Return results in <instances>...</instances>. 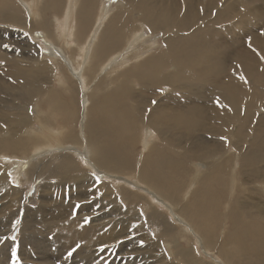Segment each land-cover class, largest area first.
Here are the masks:
<instances>
[{
  "label": "bare ground",
  "instance_id": "6f19581e",
  "mask_svg": "<svg viewBox=\"0 0 264 264\" xmlns=\"http://www.w3.org/2000/svg\"><path fill=\"white\" fill-rule=\"evenodd\" d=\"M221 1L117 0L105 15L101 0H0V26L6 27L0 32V157L9 153L33 160L35 150L48 154L56 149L51 156L52 152L29 161L33 167L28 179L41 178V165L47 170L48 180L40 186L49 195L34 215H26L23 222L19 218L22 238L33 222L56 226L68 232L67 239L89 241L90 246L135 235L136 230L123 229L126 217H120L130 215L132 207L112 213L100 210L105 208L104 199L87 201L94 193L114 196L116 192L102 180L94 181L88 171L79 172L83 160L113 176L132 177L136 172L154 201L173 205L177 220L161 218L156 209L152 216L141 218L167 237L165 245L172 246L178 264H264V113H256L264 95V25L249 19L256 13L253 0H225L222 5ZM146 27L151 31L144 37ZM11 28L14 35L8 34ZM19 29L29 34L22 39L15 33ZM33 31H42L52 53L38 48ZM157 32H161L159 42L154 40ZM9 38L18 39L13 43L18 48L22 45L16 55L4 47ZM160 42L163 48L155 51ZM23 46L29 52L23 54ZM80 75L83 92L89 89L84 95H88L86 121L76 82ZM105 78L119 83L96 94L92 83ZM32 101L41 104L35 115ZM31 117L39 118L40 132L29 128ZM139 122L143 123L138 129ZM79 123L84 125V137ZM145 126L152 127L156 136H142ZM232 144L238 147L239 166L226 156ZM76 145L89 146L87 153L77 152L81 158L66 151ZM24 168L28 167L23 164ZM242 171L248 173L249 185L260 188H249V200L244 196L246 201L240 202ZM9 180L0 160V208L25 209L28 198ZM90 185L89 191L72 190ZM60 188L73 194L65 195V190L50 196L49 191ZM120 188L132 200L131 192ZM69 197L77 201L59 200L48 207L47 199ZM74 211L75 216H70ZM139 216L133 213L130 218ZM85 218L88 222L82 225ZM182 232L199 238L203 250L221 260L198 258L193 248L179 242ZM0 239L4 240L1 233ZM164 246L161 251H166ZM161 255L155 261H162Z\"/></svg>",
  "mask_w": 264,
  "mask_h": 264
},
{
  "label": "rangeland",
  "instance_id": "374dc122",
  "mask_svg": "<svg viewBox=\"0 0 264 264\" xmlns=\"http://www.w3.org/2000/svg\"><path fill=\"white\" fill-rule=\"evenodd\" d=\"M116 1L117 0H101L102 12L105 13V15H106L107 10H109L112 6H114L116 4ZM223 3H225V0L221 1V5ZM251 4H252V8H254V11L256 13L255 14L252 13V15H251V17H249V19H251L253 22L260 20V21H262V23L264 25V1L253 0V2L251 1ZM259 14H262V18L259 16ZM254 27H259V26L257 25ZM4 28H6V27H4L2 24V26H0V32H3ZM18 28H23V27H16L15 29H18ZM15 29L13 30V28H11L12 32L10 31V32H8V34L13 33V35H14ZM252 29L253 28L251 27L250 32L252 31ZM22 30H23V32H22ZM26 30L27 29H19V30H16L15 33H16V35H19V34L22 35L21 38L23 36L26 37L29 34V30H27V32H28L27 34H26ZM17 31H19V32H17ZM149 31H151L149 29V27H146L145 32H143L145 34L144 37L148 36L147 33H149ZM34 33H36V34H34ZM32 34H34L33 35V37H34L33 41L36 45H38L39 49L40 48H43L44 50L48 49V51H50L52 53V50H50V47H48L44 44L45 38L42 36V31H33ZM20 35H19V37H20ZM12 39L13 38H9V40L6 42L8 45L9 51L13 50L11 53L9 51L8 52L11 55L12 54L16 55L17 50L22 45H19L20 47L18 48L16 45L13 44V43L17 42L18 39L17 38H14V40H12ZM15 39H16V41H15ZM50 39H52V38H50ZM5 40H6V38H5ZM154 40L157 42L162 40L161 39V32L155 33ZM38 41H40L39 44H38ZM51 45H53V41H52ZM127 46H129V45H127ZM24 47L25 46L22 47L23 54L29 52L27 50V47H25V49H24ZM16 48H18V49H16ZM160 48H163L162 42H160V44L156 45L154 50L157 51ZM115 62L116 61H113L107 67H110ZM67 74L69 75V73H67ZM57 75L58 74L55 73L53 76L54 80H55L54 82H56V80L59 79V78H57L58 77ZM88 75L90 78L93 77L89 74V72H88ZM93 75H94V73H93ZM95 81L97 84L94 85V82H93L92 86H94L96 94H98L100 92L101 88H107L108 86H111V84L117 85L119 83L118 80H112V79H108V78H105L101 83L98 82L97 80H95ZM76 82H78L80 84V88H81L79 102H80V100H82V111L84 108V113H83L84 118H82V120L86 121L87 114H86L85 107H87V105H86L85 99L88 98V95L86 96V98L84 97V95L89 92V89L87 90L86 93L83 92L82 86H81V75H80V81L77 80ZM43 87L48 89L49 86L47 84H43ZM54 87H55V85H54ZM133 88H138V86L134 85ZM138 90L139 89H136V91H138ZM262 90H263V94H264V87H262ZM162 91H163V89H161V92ZM91 94H92V96L94 94L92 92L90 93V98L92 100H94L95 98H93L91 96ZM165 94H167V93H165ZM39 97L42 98L41 95ZM164 97H166V96H164ZM5 98H7V96ZM91 99H90V101L92 102ZM18 101H20V100H18ZM95 101H96V99H95ZM134 104H135L134 107L138 108L137 103L134 102ZM31 105H32L31 113L33 115H35L36 112H38L37 110H40L41 104L39 103V101H32ZM263 106H264V95H263L262 99L258 102V105H257L256 113H258L259 116H262L264 113V110H262ZM145 112L147 113V111H145ZM92 113H97V112L95 109H92ZM42 116H44V114ZM32 122H33V125H31ZM28 123H30V125H31L29 128H33L34 130H36V132H40L41 127L43 128V125L39 121L38 117H35V118L31 117L30 121ZM141 123H143V122L138 123V126H137L138 129L140 128ZM83 127H84V125L82 126L81 123L78 124V131L81 134L83 132V137H84L85 133L83 131ZM151 128L152 127H150V126H145L144 127V129H145L144 134L141 133V135L142 136H150V134H151L155 137L156 134L153 132V130H151ZM31 131H33V130H31ZM44 133L45 134L47 133V130L45 131V128H44ZM80 133H79V135H81ZM202 135H203V133L200 132V136H202ZM88 147L89 146H87V145H81V146L76 145V146L72 147L74 149L70 148L71 150L66 149V151H68V152L71 151V153L73 151H75L76 153H74L73 155L75 157L79 158L81 155L80 153H82V152L87 153L86 149L88 150ZM140 147H141V145H139L138 150L136 148V151H134L137 155L139 154ZM231 147H234V149H231ZM237 148L238 147L235 144H232L226 148L225 152H226V156L231 157L232 165L236 162L237 166H239V164H240L239 159L240 158H238V156H237L239 151L237 153H235V149H237ZM50 152H52V153H50ZM53 152H56V149L53 151H47L48 154H46L45 152L43 153L41 149L35 150L37 157H36V159H33V160H37V159L39 160V159H42L44 157L46 158V157H48L46 155H49V153H50L49 156H51L53 154ZM61 152H63V151H61ZM77 152H80V153H77ZM148 154L149 153L146 152L145 155H148ZM33 155L34 154H32L31 156H33ZM43 155H45V156H43ZM19 157L20 158L23 157L25 159L23 161V163H22V160L19 159ZM141 157H139V158H141ZM0 160L3 161V164L6 167L7 173L11 174L10 176L8 175V180L10 179L9 180L10 183L12 185L14 184L13 186H15V188L17 187L18 192L20 194L22 193L21 194L22 196L28 198V200L26 201V205H28V206L25 209H21L19 207H15V206L13 207L11 205L6 206V208H5L6 211H5V209L3 210L2 206L0 208V210H1L0 211L1 212L0 213V233L4 237V240L0 239V264H14L13 259H12L13 249L16 250L17 258L19 259L20 264H178L179 263V260L176 259L175 256L173 255L172 246L167 245V244L165 245V243L167 242V240H166L167 237L163 236V233L161 234L160 230L157 227L153 226V224H151L147 220H145L144 223L142 222V218L147 219L148 216L151 215L153 209H156L159 212V215L161 218H164L166 220H168V218L170 220V218H171V221H174V219H175L174 214H175L176 210L173 208V205L171 206V204H168V203L163 204L158 199L156 201H154L153 196L150 195V193H148L147 189L144 187V183L142 182V180H140V178L138 177V174L136 172H134V175L132 177H129L127 175V173H123V175L116 173V175H114L115 176L114 177L112 172L104 170V169H100V168L99 169L93 168V166L91 164L89 165L87 162L80 160V162L82 163V170L79 172L84 173L85 171H88L90 176L93 177L94 181H98V180L101 181L102 180L106 184L113 186L114 187L113 190H114V192H116V194L114 196L111 192L109 193L108 196H105V194L103 192L99 193V194L94 193L92 198L87 199L88 202H93L94 200L95 201L96 200L102 201V199H104L103 200L104 203H102L103 204L102 206L105 205L104 206L105 208L100 209L101 211L109 210L113 213L115 210H118L119 212H123L124 209L127 210L130 207H132V212L130 215H133V213H135L136 216L140 215L139 216L140 218H138V220H135L134 218H130V215H128L127 213L120 216V217H123L124 219L126 217V220L122 223L125 225L123 227V229L125 231L126 230L128 231V229L129 230L134 229V230H136L135 235L132 234L131 236L129 235V237L124 235V236L118 238L117 240L116 239L112 240L109 243H103V244L98 245V246L97 245H91L90 246L91 243L89 241H80L79 240L77 242V241L72 240V239H67L66 235L68 234V232H65L64 230L58 231V230H56L57 229L56 226H54V228L51 229L50 224L46 225V226L45 225L44 226H37L36 222L35 223L33 222L32 227L29 228L28 231L26 232V239L22 238V233H21L22 231L20 230V227L22 226L21 223L25 219V216L26 215L29 216V214L31 216L34 215V213L38 210L40 205H43L42 204V198L49 195L48 191L46 189L43 190L40 186L42 183H45L48 180L45 177V176H47V170H45L44 165H41L38 167V168L42 169L43 175L41 176V178H39V177L34 178L33 177V178L28 179L26 177V175H27L28 171H30L31 167H33L32 163H29V161H33L32 159H29V156L23 155V156L17 157V156H12L11 154L8 153V154L1 156ZM209 161H206V163H204V164H207ZM23 164H25L28 168L23 169ZM188 166H189V168H192L190 164H188ZM198 167L203 169L204 165L202 163H199ZM192 170H193V168H192ZM232 170H234V166L232 167ZM74 173L78 174V172H74ZM105 173H108V174L106 175ZM247 174L248 173H243V171H242V173L239 175V178L242 180L240 188H239L240 202L246 201L245 200L246 197L249 200V195H248V193H249L248 189L249 188H260V187L256 186L255 184L249 185V182L246 181V179L248 178ZM232 175H233V171H232ZM208 176L210 177V175H208ZM50 178L53 181L60 183V179H57L54 177H50ZM62 186H65V185H62ZM120 187H125L127 191L131 192L132 200L127 199L129 196L126 195L125 193H124V195H122V190ZM21 189L23 190V192ZM65 190L66 189L60 188V189H56L53 191H49L50 196L57 194L59 192H63ZM72 190H73V192H82L83 190L89 191V190H91V185L87 186L85 188H83V187L73 188ZM72 190H70V191L66 190L64 192L65 195L73 194V193H71ZM16 196L17 195L11 196V198H15ZM244 196H246V197H244ZM133 197H134V199H133ZM226 199H227V197L224 198L223 200H221L220 207H219L220 209H222V204L226 201ZM47 200L49 201L48 207H50L51 205H53L55 203H58L59 200H60V202H64V203L69 202L71 200L77 201V199H75V198L70 199V197L68 199L67 198H60L56 201H51L49 199H47ZM107 205H108V207H107ZM169 205L171 206V209L169 208ZM102 206H100V207H102ZM235 206H236V204L234 203V207ZM96 207H99V206H96ZM111 207H113V208H111ZM81 213L86 214V212H81ZM75 214H76V211H74L70 216L74 217ZM176 214L178 216L177 211H176ZM19 218L22 220V222H20V224L16 225L15 222L17 220H20ZM106 218H109V217H106ZM177 219H175V220H177ZM51 222L52 221H48V223H51ZM174 223H175L174 225L179 226V224L177 222H174ZM84 224H86V223H82V225H84ZM92 224H94V223H92ZM51 225H53V223H51ZM154 228H156V229H154ZM125 231L123 233H125ZM117 232H118V229H116L115 233H117ZM181 234H182V237L179 236V242H182L181 244L187 248H193V250H194L193 252L196 253V256L198 258L204 257L206 261L215 260V259L221 260L216 255L211 254L207 250H203V246H201L200 239L197 237H194L190 232H182ZM13 236H15V240L12 239ZM132 237H135V238L133 239ZM67 240H71L72 242L70 243ZM141 241H143V244H141ZM74 242H76V243H74ZM77 245H79V247H77ZM104 245H105V247H103ZM163 246L166 247L165 248L166 251H161V249H163ZM227 248L229 249V248H231V246L227 245ZM73 249H75V251H72ZM70 251H72L71 256L68 255V253ZM159 252L162 254L161 255L162 261L157 262L155 260L157 259V257H158L157 254H159ZM212 253H216V252H212Z\"/></svg>",
  "mask_w": 264,
  "mask_h": 264
},
{
  "label": "snow or ice",
  "instance_id": "6c2138e0",
  "mask_svg": "<svg viewBox=\"0 0 264 264\" xmlns=\"http://www.w3.org/2000/svg\"><path fill=\"white\" fill-rule=\"evenodd\" d=\"M4 47L7 48L8 45H4ZM249 47H250V48L252 47V45H251L250 42H249ZM253 51H256V50L253 49ZM261 59H264V56H261ZM240 78H241L242 80L245 79L243 76H241ZM153 103H155V102H153ZM225 139H226V138H225ZM8 175L10 176L11 174L9 173ZM87 222H88V218H85V223H87ZM15 223L18 225V224L20 223V221L17 220ZM12 239L15 240V236H13ZM141 244H143V241H141ZM77 247H79V245H77ZM72 251H75V249H73ZM72 251H70V252L68 253L69 256L72 255ZM12 259H13L14 264H20V261H19V259L17 258V253H16V250H15V249H13V251H12Z\"/></svg>",
  "mask_w": 264,
  "mask_h": 264
},
{
  "label": "water",
  "instance_id": "95a60500",
  "mask_svg": "<svg viewBox=\"0 0 264 264\" xmlns=\"http://www.w3.org/2000/svg\"><path fill=\"white\" fill-rule=\"evenodd\" d=\"M106 175L108 174V173H105Z\"/></svg>",
  "mask_w": 264,
  "mask_h": 264
}]
</instances>
